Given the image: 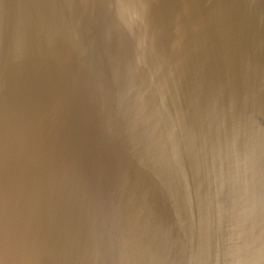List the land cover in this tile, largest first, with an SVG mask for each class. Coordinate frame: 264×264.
<instances>
[{"label":"water","instance_id":"1","mask_svg":"<svg viewBox=\"0 0 264 264\" xmlns=\"http://www.w3.org/2000/svg\"><path fill=\"white\" fill-rule=\"evenodd\" d=\"M0 264H264V0H0Z\"/></svg>","mask_w":264,"mask_h":264}]
</instances>
